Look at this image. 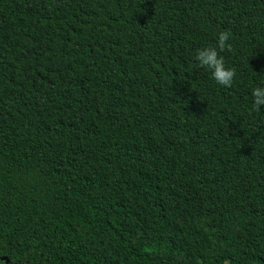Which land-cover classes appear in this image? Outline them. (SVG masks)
Instances as JSON below:
<instances>
[{"label":"trees","instance_id":"1","mask_svg":"<svg viewBox=\"0 0 264 264\" xmlns=\"http://www.w3.org/2000/svg\"><path fill=\"white\" fill-rule=\"evenodd\" d=\"M258 86L264 0H0V264H264Z\"/></svg>","mask_w":264,"mask_h":264},{"label":"clouds","instance_id":"2","mask_svg":"<svg viewBox=\"0 0 264 264\" xmlns=\"http://www.w3.org/2000/svg\"><path fill=\"white\" fill-rule=\"evenodd\" d=\"M229 33L221 31L217 35V41L215 47H204L198 49L195 53V60L199 66L205 67L211 70L212 78L220 85L230 87L236 72L232 68L225 66V60L220 52L231 51L232 45L229 43ZM219 49V52L217 51ZM252 95V107L259 109L264 105V87H254L251 92Z\"/></svg>","mask_w":264,"mask_h":264},{"label":"water","instance_id":"3","mask_svg":"<svg viewBox=\"0 0 264 264\" xmlns=\"http://www.w3.org/2000/svg\"><path fill=\"white\" fill-rule=\"evenodd\" d=\"M6 260V259H5Z\"/></svg>","mask_w":264,"mask_h":264}]
</instances>
